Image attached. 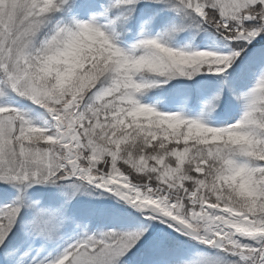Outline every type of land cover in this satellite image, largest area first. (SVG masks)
I'll list each match as a JSON object with an SVG mask.
<instances>
[{"label":"snow or ice","instance_id":"6c2138e0","mask_svg":"<svg viewBox=\"0 0 264 264\" xmlns=\"http://www.w3.org/2000/svg\"><path fill=\"white\" fill-rule=\"evenodd\" d=\"M0 264H264V0H0Z\"/></svg>","mask_w":264,"mask_h":264}]
</instances>
